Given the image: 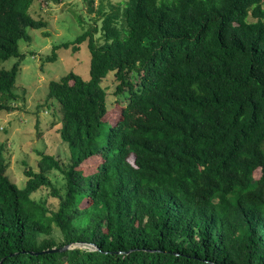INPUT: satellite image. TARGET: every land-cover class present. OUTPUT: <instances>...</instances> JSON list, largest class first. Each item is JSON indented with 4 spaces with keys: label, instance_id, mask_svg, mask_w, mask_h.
Returning <instances> with one entry per match:
<instances>
[{
    "label": "trees",
    "instance_id": "1",
    "mask_svg": "<svg viewBox=\"0 0 264 264\" xmlns=\"http://www.w3.org/2000/svg\"><path fill=\"white\" fill-rule=\"evenodd\" d=\"M36 1L0 0V61L17 59L0 112L17 110L19 42L48 27ZM83 2L86 30L48 61L85 45L90 77L51 81L44 105L71 161L39 152L21 189L0 146V264H264V0ZM77 242L98 250L45 253Z\"/></svg>",
    "mask_w": 264,
    "mask_h": 264
},
{
    "label": "rangeland",
    "instance_id": "2",
    "mask_svg": "<svg viewBox=\"0 0 264 264\" xmlns=\"http://www.w3.org/2000/svg\"><path fill=\"white\" fill-rule=\"evenodd\" d=\"M120 1L110 0V3L117 4ZM97 2L98 0L96 4ZM30 12L36 19L46 20L48 27L43 30L29 29L31 42H19V50L24 58L13 89L16 99L12 105L17 110L12 113L0 112V146L6 147V157L10 164L7 174L21 189L28 180L25 171L30 168L39 171V152L54 156L65 166L71 161L68 145L60 138L62 125L59 104L55 102L53 108L44 106L49 83L60 80L71 71L84 80L90 77L91 56L85 45H82L79 52H73L71 48L57 50L55 62L48 61L56 45L72 41L86 30V26L80 25L78 19L81 13H84V18L90 19L83 0H63L60 4L40 0L33 3ZM96 39L102 41L100 33L96 35ZM15 62V58L0 61V69L9 70ZM112 76V73L109 74L103 81V86H108L107 93L111 100L114 99ZM111 115L117 117L119 114L112 111ZM259 175L260 172L257 171L255 178ZM50 178L59 191L63 192L64 176L55 170L51 172ZM35 197L43 199L47 197V191H42ZM48 203L55 209L58 200L49 197Z\"/></svg>",
    "mask_w": 264,
    "mask_h": 264
},
{
    "label": "water",
    "instance_id": "3",
    "mask_svg": "<svg viewBox=\"0 0 264 264\" xmlns=\"http://www.w3.org/2000/svg\"><path fill=\"white\" fill-rule=\"evenodd\" d=\"M73 249H86V250H98L96 245L92 243H86V242H77L72 243L70 245L64 246L62 248H54L52 250L45 251V253H54V252H64L67 250H73Z\"/></svg>",
    "mask_w": 264,
    "mask_h": 264
}]
</instances>
